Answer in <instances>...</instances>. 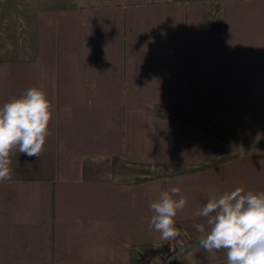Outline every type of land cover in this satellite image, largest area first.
Instances as JSON below:
<instances>
[{
  "label": "crops",
  "instance_id": "1",
  "mask_svg": "<svg viewBox=\"0 0 264 264\" xmlns=\"http://www.w3.org/2000/svg\"><path fill=\"white\" fill-rule=\"evenodd\" d=\"M260 82L264 0H0V106L42 86L53 112L0 182V264H227L194 213L264 191V160L234 156ZM174 186L163 240L149 204Z\"/></svg>",
  "mask_w": 264,
  "mask_h": 264
},
{
  "label": "clouds",
  "instance_id": "2",
  "mask_svg": "<svg viewBox=\"0 0 264 264\" xmlns=\"http://www.w3.org/2000/svg\"><path fill=\"white\" fill-rule=\"evenodd\" d=\"M52 104L43 87L33 86L0 106V182L13 176L12 157L22 153L39 158L50 135ZM188 199L179 186L162 191L150 202L149 227L161 239L181 236L178 213ZM194 215L203 218L201 245L207 252L224 250L227 264H264V191L239 186L213 196Z\"/></svg>",
  "mask_w": 264,
  "mask_h": 264
},
{
  "label": "rangeland",
  "instance_id": "3",
  "mask_svg": "<svg viewBox=\"0 0 264 264\" xmlns=\"http://www.w3.org/2000/svg\"><path fill=\"white\" fill-rule=\"evenodd\" d=\"M261 84L264 83L260 82L259 85L260 92H257L256 90L254 92L253 89L251 88V92L255 96L250 98V106H256V107L264 106V88L261 87ZM257 94H259L260 97H257ZM249 117H250L249 123L245 125L244 131L242 132L243 133V140L241 141L242 145L240 146L237 145L236 144L237 141L235 138L234 156H239L245 153H249L250 157L254 156L264 160V113H256V114L251 113ZM187 231L191 234L193 233V229H189V230L187 229ZM176 244H180V243L178 242L171 243L172 246L173 245L176 246ZM193 244H189V245H193ZM166 260L167 259H164L163 262L165 263ZM170 260H173V258H171Z\"/></svg>",
  "mask_w": 264,
  "mask_h": 264
},
{
  "label": "trees",
  "instance_id": "4",
  "mask_svg": "<svg viewBox=\"0 0 264 264\" xmlns=\"http://www.w3.org/2000/svg\"><path fill=\"white\" fill-rule=\"evenodd\" d=\"M205 27H208V26H205Z\"/></svg>",
  "mask_w": 264,
  "mask_h": 264
}]
</instances>
